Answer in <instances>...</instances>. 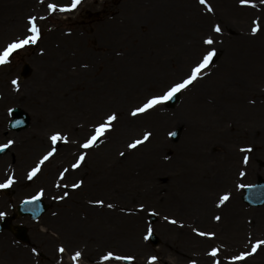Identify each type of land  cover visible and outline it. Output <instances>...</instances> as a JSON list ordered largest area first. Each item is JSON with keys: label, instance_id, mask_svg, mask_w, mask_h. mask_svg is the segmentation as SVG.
Masks as SVG:
<instances>
[{"label": "rangeland", "instance_id": "374dc122", "mask_svg": "<svg viewBox=\"0 0 264 264\" xmlns=\"http://www.w3.org/2000/svg\"><path fill=\"white\" fill-rule=\"evenodd\" d=\"M50 3L60 6L71 0H0V50L26 34L27 17H37L41 29L37 43L15 51L8 63L0 65V144L14 141L0 153L4 168L0 183L13 178L7 190H0L5 204L0 206L4 214L0 220L10 215L12 205L42 191L48 210L36 220L17 216L13 221L29 228L27 252H34L45 264L49 261L44 257L56 252L54 247L67 249L61 240L64 236L53 245L54 234H50L53 238L45 251L36 253L33 228L49 229L52 219V226L66 228L68 220L85 223L82 211H77L76 218L67 217L73 194L79 193L88 203L104 201L103 205L88 204L97 208L90 212L102 222L118 214L112 223L120 221L122 227L113 229V237L123 243L118 247L120 255L134 257L132 264L148 253L163 254L169 248L166 242L179 233L181 242L188 236L190 246H196L198 231L215 235L200 236L209 241L199 250L191 248V261L203 257L202 252L212 264L214 260L220 264L241 261L231 258L250 252L256 240L264 239V205L249 206L242 200L244 187H240L264 178V0L248 4L207 0L212 12L199 0H81L69 12L50 11ZM253 20L261 24L255 35ZM217 24L220 33L212 32ZM209 34L216 55L203 74L180 91L178 103L172 108L159 104L131 116V109L146 97L161 94L190 74L208 48L202 40ZM25 64L31 67L27 77L22 76ZM15 107L30 116L28 127L18 132L9 127ZM204 108L211 118L208 121L202 115ZM112 112L118 119L111 129L93 147L82 148L95 125ZM178 128L179 138L174 140L170 133ZM55 132L65 139L53 144L49 138ZM144 132L151 133L147 141L135 149L127 147ZM40 137L47 142L41 144ZM247 146L252 150L241 152ZM53 148V156L43 163H52V171L43 172L42 164L29 178L30 170ZM81 152L85 160L73 169ZM89 165L93 170L88 174ZM64 169L68 171L61 177ZM18 170L23 173L21 179L30 180L17 182ZM78 181H83L79 188L70 187ZM226 193L229 199L220 204ZM199 201L208 210L200 209L201 217ZM107 204L117 207L116 214L103 212ZM151 214L158 218L154 223ZM217 215L219 221L214 219ZM151 232L160 237L158 246L149 241ZM262 246L244 260L264 264ZM212 248L218 249L216 257L210 255ZM57 253L54 257L63 262L72 261L68 251L57 249Z\"/></svg>", "mask_w": 264, "mask_h": 264}, {"label": "bare ground", "instance_id": "6f19581e", "mask_svg": "<svg viewBox=\"0 0 264 264\" xmlns=\"http://www.w3.org/2000/svg\"><path fill=\"white\" fill-rule=\"evenodd\" d=\"M40 86L42 87V85ZM40 86H37L38 91L40 90ZM202 115H205V121H208L211 119L207 114L206 108L203 109ZM199 117H201L200 112L198 113V118ZM212 119L214 120L216 118H212ZM0 133H2V129H0ZM40 141H41L40 142L41 144H44L47 142L46 138L44 137H40ZM36 143H39V142H36ZM198 165L199 164H197L196 166ZM43 166H44L43 167L44 169L42 168L43 172L47 173V171L49 170L52 171V168H53L52 163L46 164V165L43 164ZM2 169L4 168L0 166V173H2ZM92 170H93V166L89 165V167L87 168L88 174L91 173ZM18 171H19L18 172L19 179L17 182L23 181L24 179L26 181L30 180L29 178H26V177L21 179L20 177L23 176V173L20 170ZM73 195L74 196L72 198L74 199L72 200H74L73 201L74 204L71 208L68 209L67 217L68 219H70V217L72 218V216L76 218L75 215L77 214V211H82L84 212L86 216V222L82 223L83 225L82 224H70L69 221L71 220H68V223L66 225L67 228H66L64 226H59V225L52 226V224L54 225L55 223V220L52 219V222L49 221L50 222L49 227H51L49 229L43 228L42 232H40L38 231V229H36V227H34L35 228V229L33 228V235L35 234L34 241H37V243L34 242V244H36V247H37L35 252L37 253L39 250L40 252L43 250L45 251L46 249L45 246H48L49 243L51 242V239L53 238V236L52 238L50 237L51 236L50 234L52 235L54 234V240L50 244L52 243L53 245L55 243L57 244V241H58L57 239H59L61 236H64V238L61 237V240L62 242L66 243L67 249L65 250L68 251L70 260H72V256L75 253V251L79 250L82 253V256L77 262V264H122L120 261H116V260H110V261L101 260V256H103L108 251H112L118 255L121 254V252L119 253L118 247L123 246V243L120 239L113 237V233H115V230L113 229L119 230L122 227V223L120 221L118 222L115 220V223L114 224L112 223L113 217L115 219H117L118 217V214L113 216L114 214H116L114 213V211H117V207L111 208V209L107 208V210H103L104 213L111 214L113 217L110 218L111 215H106L105 218L106 219L110 218V219L102 222L101 218H98V219L95 218L93 214H91L90 212V210L93 211V209H97V208H94L93 206L88 205L90 203H88L87 199H82L83 197H79V193L78 194L75 193ZM1 205L2 206L5 205L3 201H0V206ZM78 208H82V209L78 210ZM200 209L203 210L205 213L208 211L206 209V204L204 201H199V209H197V213H199L197 215L201 217L202 211ZM126 216L128 217V215ZM238 229H239L238 232H240L241 231L240 226H238ZM65 230H66V233H64ZM79 235L81 236V238H79ZM182 236L183 235L179 233L177 234V237L173 239V241L166 242V245L167 246L169 245V248L168 250L164 251L163 254L158 255V254L148 253L147 256L145 255L138 262V264H190L191 262L190 259L191 257L193 258V256L191 255V253H193L191 251V248H196L197 250H199L201 246H203L204 243L209 241V239L208 238L201 239L200 236H198L199 237L197 238L198 244L196 246H193V245L190 246L191 243L189 241V238H187L188 236L185 238L186 240L185 242H181ZM171 242H175V245L170 244ZM176 242H179V243H176ZM25 246H30V244L20 245L13 238H11L10 235H7L5 233L0 234V264H7L6 261H10L9 264H44L35 257L34 252L28 253ZM262 247L263 246H260L259 249H261ZM19 248H23V250L21 251L19 250ZM55 248H56V252L54 251L51 253L50 256L46 255L44 257L47 261H49V262H46L45 264H63V263L73 264V263H76L73 260L71 262H68V261L63 262L61 257H54L56 254H58L57 246L54 247V249ZM142 252L143 251L141 250L140 253ZM201 255L203 257L200 256L198 261L197 259L194 260L195 264H212L211 262H206V259H209V257H207L203 252L201 253ZM152 256L156 257L155 261L149 260V258ZM248 260L239 261L238 263L229 262V264H249Z\"/></svg>", "mask_w": 264, "mask_h": 264}, {"label": "snow or ice", "instance_id": "6c2138e0", "mask_svg": "<svg viewBox=\"0 0 264 264\" xmlns=\"http://www.w3.org/2000/svg\"><path fill=\"white\" fill-rule=\"evenodd\" d=\"M200 4L202 5H207V10L209 12H212L213 9L211 5L207 4V0H199ZM241 4H248L251 3L252 0H239ZM81 3V0H71L70 4L66 5H60L58 6L57 4L50 3L47 5L48 9L50 11H60V12H69L74 10L79 4ZM43 19V18H41ZM37 17L35 16H29L27 17V27H26V34H24L22 37H18L14 40H12L10 43H8L5 47H3L2 50H0V65L6 64L9 62V57L17 50L24 48L27 45L30 44H35L39 40L41 36V29L37 24ZM222 31L221 26L219 24L214 25L212 28V32L214 33H220ZM261 31V24L259 20H253L252 21V27H251V33L255 35L257 32ZM202 43L208 48L203 52L202 58L199 59V61L195 64V66L190 70V74H188L186 77L182 78L179 82L172 83L167 87L165 91H162L161 94L159 95H150L146 97L143 102L137 106L131 109L130 115L133 117L138 116L139 114H143L147 112L148 110L154 109L157 105L162 104L163 102L171 99L176 93L180 92L183 89H186L189 85H191L195 80H197L198 76L203 74V70L206 69L213 61V57L216 55V49L212 47L214 45L215 41L214 38L211 34L206 35ZM43 51V49H41ZM13 85L17 84L16 80L12 81ZM118 119V115L116 112H112L111 114H107L105 118H103V122L98 123L94 127V132L91 136L87 137L84 141V143L81 145L82 148L88 149L91 148L95 145V143L98 140V137L102 136L106 131L111 129L113 122ZM151 133L150 132H144L142 135V138L140 139H135L131 143L127 145L128 148L130 149H135L137 146L142 145L145 141H147L150 137ZM170 135H174V133H170ZM51 142L54 144L58 140H63L65 139L64 136H62L59 132L53 133L50 138ZM14 143L13 140H8L7 143L5 144H0V151H3L4 149L8 148L10 145ZM241 152H250L251 146H247L244 148L240 149ZM55 152V149L53 148L52 150L48 151L46 154L42 156V158L39 160L37 163L36 167H33L30 172L28 173L29 178L32 176L36 175L37 172L40 169V166L47 161L50 157L53 156ZM121 156L124 155V153H120ZM248 155L245 154L243 157V160L245 163L248 162ZM85 160V153L81 152L76 159V162L71 165L73 169L78 168L80 164ZM68 169H64L63 172L60 173V176L63 177L65 172H67ZM245 173L241 172L240 175L243 176ZM13 183V178L11 176L7 177L4 183H0V188L7 187ZM83 181H78L77 183H73L70 185L71 188H79L82 185ZM240 187H254L253 185H241ZM41 193H38L36 197H33L32 199L35 200L37 199ZM68 193L65 192L64 196H67ZM57 199H63V197H57ZM229 199V194H224L222 197H220L219 203L223 204L225 201ZM89 203H94L97 205H103L104 201L103 200H95V201H90ZM108 208H113L115 205L113 204H107ZM141 208H143V205H140ZM3 213H0V216H3ZM214 219L217 221L220 220V216H215ZM172 223H176L175 220L172 221ZM193 231H198L196 229H193ZM198 235L200 236H214L215 233L213 232H199ZM147 239V236L145 237ZM264 245V239L256 240L252 245H251V251H244L241 252L238 256H233L231 259L232 260H244L246 257L252 255L257 251V249ZM35 251V249H33ZM58 251L60 253H63L65 251V248L63 245L59 246ZM218 249L212 248L210 255L212 257L217 256ZM82 253L77 250L72 256V260L74 262H78L79 259L81 258ZM134 257L131 255H118L112 251L106 252L103 256H101V260L103 261H110V260H116V261H130L133 260ZM150 261H155L156 257L152 256L149 258ZM190 264H195V261H191ZM213 264H220L219 260H214Z\"/></svg>", "mask_w": 264, "mask_h": 264}, {"label": "water", "instance_id": "95a60500", "mask_svg": "<svg viewBox=\"0 0 264 264\" xmlns=\"http://www.w3.org/2000/svg\"><path fill=\"white\" fill-rule=\"evenodd\" d=\"M29 73V67L25 68L24 74L27 75ZM178 94H175L171 99L168 101L169 106H174L178 101ZM15 114L18 116L16 120L11 123V127L13 128H21L27 125L28 123V116L22 113L18 108L14 110ZM180 130H177L174 133V138H178ZM246 202L251 205H261L264 204V179H260L259 182L254 185V187H248L246 189V195L244 196ZM47 206L39 199L29 200L24 202L20 206V213L21 214H30L34 218H37L39 215L42 214L46 210Z\"/></svg>", "mask_w": 264, "mask_h": 264}]
</instances>
